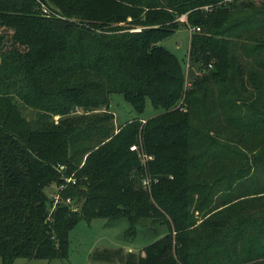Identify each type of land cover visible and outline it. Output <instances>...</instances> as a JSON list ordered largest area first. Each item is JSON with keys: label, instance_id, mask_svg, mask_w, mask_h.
Listing matches in <instances>:
<instances>
[{"label": "trees", "instance_id": "1", "mask_svg": "<svg viewBox=\"0 0 264 264\" xmlns=\"http://www.w3.org/2000/svg\"><path fill=\"white\" fill-rule=\"evenodd\" d=\"M181 25L189 87L160 43ZM113 94L161 110L115 128ZM96 217L166 225L99 264H264V0H0V264Z\"/></svg>", "mask_w": 264, "mask_h": 264}, {"label": "rangeland", "instance_id": "2", "mask_svg": "<svg viewBox=\"0 0 264 264\" xmlns=\"http://www.w3.org/2000/svg\"><path fill=\"white\" fill-rule=\"evenodd\" d=\"M191 28L188 25H181L173 33L163 38L160 43L172 51L180 60L183 66L185 81H188L190 86V79L197 72H201L196 65L198 62L190 64L188 58V48ZM190 80V81H189ZM113 113V125L115 128L119 124L132 118L135 115L148 118L157 114L161 108H154L151 103L146 100L144 110L137 114L132 108L131 104L125 101L121 94H113L111 105L109 107ZM104 112L102 110H95L93 115H98ZM27 117L33 115V109L27 107L24 109ZM57 119V116H54ZM57 186L52 184L46 188L50 203L55 201ZM58 197V196H57ZM197 214V212L195 213ZM199 215V214H197ZM150 224L148 221L146 225ZM127 221L125 218L107 219L105 217H96L89 221L80 219L70 230L68 235V252L64 257H56L52 259L44 258H25L16 257L13 264H99L101 261H96L94 254H110L114 258L113 262L124 260L127 252L139 253L142 247L153 241L155 238L162 235L166 231V225L157 223L156 230L151 231L145 227V230H140L134 234H129L124 231Z\"/></svg>", "mask_w": 264, "mask_h": 264}, {"label": "built area", "instance_id": "3", "mask_svg": "<svg viewBox=\"0 0 264 264\" xmlns=\"http://www.w3.org/2000/svg\"><path fill=\"white\" fill-rule=\"evenodd\" d=\"M178 18H179L180 20H184V19H185V15H181V16H179ZM192 29H199V27H195V28H192V27H191V30H192ZM185 84H186V85H189L188 81H186ZM142 121H145V120L142 119ZM129 148H130L131 150H138L137 146L134 145V144L130 145ZM138 152H139V156H140V158H141L142 161H145L146 159L151 158V155H147V154H145L144 152H142V151H140V150H138ZM57 167H58L59 170H62L64 166H63V165H58ZM65 181H66V182H69V181L74 182V178H72V176H68V177H65ZM148 182H149L148 178H143V179H142V184H143L144 186H147ZM62 186H63V184H60V187H62ZM57 196H58V195H55V200L57 199ZM66 202H69V198H66Z\"/></svg>", "mask_w": 264, "mask_h": 264}]
</instances>
